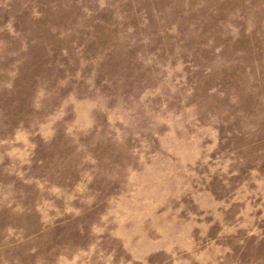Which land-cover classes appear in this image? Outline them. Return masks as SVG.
I'll return each mask as SVG.
<instances>
[{
    "label": "rangeland",
    "instance_id": "1",
    "mask_svg": "<svg viewBox=\"0 0 264 264\" xmlns=\"http://www.w3.org/2000/svg\"><path fill=\"white\" fill-rule=\"evenodd\" d=\"M0 264H264V0H0Z\"/></svg>",
    "mask_w": 264,
    "mask_h": 264
}]
</instances>
